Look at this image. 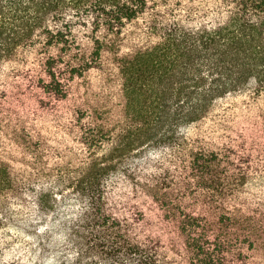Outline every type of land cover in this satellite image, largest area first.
<instances>
[{
  "label": "trees",
  "instance_id": "obj_1",
  "mask_svg": "<svg viewBox=\"0 0 264 264\" xmlns=\"http://www.w3.org/2000/svg\"><path fill=\"white\" fill-rule=\"evenodd\" d=\"M0 264H264V0H0Z\"/></svg>",
  "mask_w": 264,
  "mask_h": 264
}]
</instances>
